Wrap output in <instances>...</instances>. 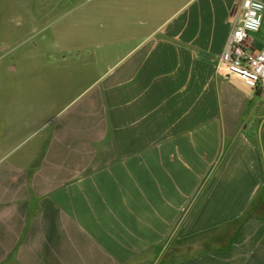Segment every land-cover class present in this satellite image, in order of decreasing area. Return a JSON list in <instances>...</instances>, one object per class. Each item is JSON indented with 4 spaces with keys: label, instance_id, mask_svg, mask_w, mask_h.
<instances>
[{
    "label": "crops",
    "instance_id": "0c3cea01",
    "mask_svg": "<svg viewBox=\"0 0 264 264\" xmlns=\"http://www.w3.org/2000/svg\"><path fill=\"white\" fill-rule=\"evenodd\" d=\"M240 1L52 0L106 25L61 56L33 150L0 155V264H264V93L216 70ZM17 3L47 4L0 19Z\"/></svg>",
    "mask_w": 264,
    "mask_h": 264
},
{
    "label": "rangeland",
    "instance_id": "374dc122",
    "mask_svg": "<svg viewBox=\"0 0 264 264\" xmlns=\"http://www.w3.org/2000/svg\"><path fill=\"white\" fill-rule=\"evenodd\" d=\"M46 2L26 6V10L17 3L15 11L11 7L9 20L0 19V41L10 47V52L0 50V155L33 150L59 112L60 102L71 95L60 83V78L68 76L59 69L61 56L73 55L72 49L79 43L93 44V38L84 36L88 24L96 31L99 25H106L100 3L79 9L66 4L56 9L52 0ZM3 11L1 5L0 13ZM89 12L99 16L89 21ZM261 30L263 34L264 22Z\"/></svg>",
    "mask_w": 264,
    "mask_h": 264
},
{
    "label": "built area",
    "instance_id": "2783aa9c",
    "mask_svg": "<svg viewBox=\"0 0 264 264\" xmlns=\"http://www.w3.org/2000/svg\"><path fill=\"white\" fill-rule=\"evenodd\" d=\"M263 17L264 0H241L239 18L216 64L217 72L247 95L264 93V47L256 50L252 41Z\"/></svg>",
    "mask_w": 264,
    "mask_h": 264
}]
</instances>
